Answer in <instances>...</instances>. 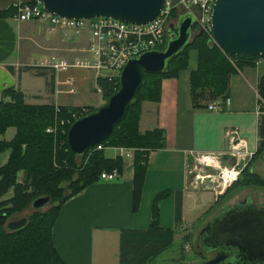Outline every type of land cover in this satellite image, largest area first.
<instances>
[{
  "label": "crops",
  "instance_id": "obj_1",
  "mask_svg": "<svg viewBox=\"0 0 264 264\" xmlns=\"http://www.w3.org/2000/svg\"><path fill=\"white\" fill-rule=\"evenodd\" d=\"M28 1L31 0H0V10ZM180 13H175L173 18ZM85 34L81 43L71 42L65 36L74 35L59 29H48L35 21H16L13 15L0 17V97L2 90L13 88L22 92L24 102L31 104L78 107L85 102L88 97L83 93H80L82 102L75 103L74 99H70L76 89L88 92L84 78L80 76L77 80L79 75L72 71V67H76L73 65L87 55ZM82 42L86 47H82ZM48 61H60L64 66H48ZM195 67L196 51L190 48L186 52V67L178 70L173 77L161 79L159 100L141 102L138 130L161 128L164 144L147 155L136 206L132 204V149L111 146L102 150L107 158L120 157L121 169L116 177L98 178L61 204L51 227V241L63 264H118L120 232L147 227L152 198L160 191L165 190L166 196L157 201L158 226L173 230L172 243L176 235L190 232L185 218L188 212L201 207L196 218L205 216L206 222L227 206L217 207L206 216L214 200L220 197H216L219 192L195 186L188 170L196 154L225 151L227 134L231 129L236 130L246 150L252 151L249 170L264 178V146L258 154H254L259 140L258 119L264 114V99L257 93L258 79L264 73V56L242 63L230 74L225 96L227 101H221L214 108L207 107L211 101L205 107H191L187 76ZM83 70L90 72L91 80L96 82L92 70ZM1 153L0 165L6 161L8 150ZM222 159L223 162L229 160L226 156ZM177 192H180V218L176 222L174 204ZM10 194L9 189L4 197ZM162 207L164 216L160 213ZM156 257L148 264H152Z\"/></svg>",
  "mask_w": 264,
  "mask_h": 264
},
{
  "label": "trees",
  "instance_id": "obj_2",
  "mask_svg": "<svg viewBox=\"0 0 264 264\" xmlns=\"http://www.w3.org/2000/svg\"><path fill=\"white\" fill-rule=\"evenodd\" d=\"M15 6L0 10V17L12 15ZM173 15V13H172ZM163 45L157 49L162 48ZM196 51V67L188 72L187 86L192 108L205 107L210 101L225 98L228 78L242 63L264 54L239 56L223 52L202 31H197L191 41L168 61L160 73H145L137 96L118 121L110 134L96 145L132 149L133 192L132 204L138 201L146 158L151 150L163 147V130L154 127L140 132L138 119L143 101L157 102L160 98L162 78L173 77L186 67V52ZM101 96L105 100L118 86L117 78H96ZM257 93L264 99V73L259 77ZM80 106L54 104H31L23 100L18 89L6 88L0 97V135L12 127L10 139H0V153L8 150L6 161L0 165V264H63L51 241V227L61 204L80 189L95 182L102 171L113 169L120 172V157L107 158L96 145L81 156L71 152L65 134L69 124L76 118L94 110L88 107L81 112ZM54 131L46 132V127ZM259 136L254 154L264 146V114L257 124ZM18 172L21 178L18 179ZM247 185L264 187V180L245 166L238 178L230 182L221 193L226 196L235 188ZM11 194L4 197L8 190ZM47 195L50 205L42 211H32L26 224L14 231L5 230L4 224L15 213L24 209L37 196ZM166 191L154 195L150 206V221L144 230L120 232V261L118 264H148L160 252L172 244L173 230L158 226L157 201ZM180 192L176 193L174 220L180 218ZM188 235L180 239L182 245Z\"/></svg>",
  "mask_w": 264,
  "mask_h": 264
},
{
  "label": "water",
  "instance_id": "obj_3",
  "mask_svg": "<svg viewBox=\"0 0 264 264\" xmlns=\"http://www.w3.org/2000/svg\"><path fill=\"white\" fill-rule=\"evenodd\" d=\"M40 1L46 10L62 17L111 16L130 23L151 20L163 3V0ZM209 21L212 40L223 52L239 56L264 54V0H214ZM194 22L191 12L180 13L174 23H168L162 48L144 51L125 61L116 90L94 110L69 124L65 140L71 152L81 156L110 134L135 100L145 73L163 72L168 61L191 41ZM46 205H50L47 195L29 202L33 211ZM26 221V217L8 219L5 230H17ZM195 246L210 255L189 264H264V205L257 206L244 197L221 208L197 231Z\"/></svg>",
  "mask_w": 264,
  "mask_h": 264
},
{
  "label": "built area",
  "instance_id": "obj_4",
  "mask_svg": "<svg viewBox=\"0 0 264 264\" xmlns=\"http://www.w3.org/2000/svg\"><path fill=\"white\" fill-rule=\"evenodd\" d=\"M214 0H163L158 13L145 23H130L111 16H94L67 18L55 15L46 10L40 0L20 2L15 5L13 17L16 21L39 22L48 29H59L69 35L87 33V55L77 61L78 67L90 69L95 77L117 78L121 67L131 56L157 49L166 41V28L170 18L179 11H189L194 17L197 28L207 34L213 42L210 30V12ZM48 66L58 67L61 62H47ZM223 100L215 99L207 105L214 108ZM81 112L82 109H81ZM46 132H53V127H46ZM96 148H102L96 145ZM243 141L237 136L236 130L231 129L227 134V147L223 152L199 153L193 158L188 170L190 180L195 186L212 188L215 192L223 191L227 184L236 180L240 167L239 159L251 156ZM223 156L231 158L233 163L222 165ZM206 169V170H205ZM116 170L102 171L99 178L113 179Z\"/></svg>",
  "mask_w": 264,
  "mask_h": 264
},
{
  "label": "rangeland",
  "instance_id": "obj_5",
  "mask_svg": "<svg viewBox=\"0 0 264 264\" xmlns=\"http://www.w3.org/2000/svg\"><path fill=\"white\" fill-rule=\"evenodd\" d=\"M15 12H16V8H15L14 13L12 15H15ZM172 18H173V15L171 16L170 21L174 23L175 19L174 18L172 19ZM197 31H199V29L197 28V25L194 22V28L191 32L192 38H193V35ZM206 36H207V34H206ZM65 37H66V39H69V41H71V42H75V41L77 42L78 41L79 43H81V41H84L86 34L84 32H82V34H80V35L77 34V35H74L73 37H70L67 35ZM84 46H85V42H82V47H84ZM84 50H85V48H84ZM81 54L84 55L85 51ZM60 66H64V63L61 62ZM65 66H67V65L65 64ZM73 66H76V67H72V69H73L72 71H75L76 74L79 75V76H77L76 79L77 80L80 79L79 78L80 76L82 78H84L83 83L87 86L88 92L86 94V92H84L82 89L81 90L76 89L75 92L70 95L73 97L70 99H74L73 102H75V103L76 102H82L83 98L80 97V93L81 94L83 93V95H85V97H88V98H86L85 102L80 103V105H78L82 108V111L85 112L88 107L96 108L99 104L104 102V100L101 96L100 88L96 85V82H93V80H91V73L90 72L83 70L85 68L78 67L77 65H73ZM93 78H95V80H96L95 75ZM77 80H76V82H78ZM66 82L70 83V81L68 79H66ZM65 102L69 103L67 101H65ZM12 132H13L12 127L7 128L4 132V134L0 136V139H3L4 137L10 138ZM2 154L3 153H0V156H2ZM263 155H264V150H263ZM228 159H229L228 162H223V159H221L220 163L222 165L229 166L233 163V160L231 158H228ZM250 159H251V156L250 157L244 156L243 158L239 159L240 161L238 162V166L240 167V170L242 168H244L245 166L249 165ZM263 169H264V161H263ZM240 170H239V173H240ZM256 175L264 180V178H262L260 175H258V174H256ZM238 176H239V174H238ZM238 176H237V178H238ZM20 178H21V175L18 176V179H20ZM259 187H261V188H259ZM222 192L223 191H221V193ZM259 192H262V193H259ZM244 197H249L255 203V205H258V206L264 205V187L255 186V185H247V186L242 187V188L233 189V191L229 192L226 196L223 195L221 197V194H220V197L218 198V200H214L213 207L210 208L209 211L207 212V214H205V215L208 216V215L212 214L214 212L213 210H215L217 207L225 206V205H231L232 203L236 202L237 200H241ZM195 203H198V202H195ZM46 207H47V205L45 207L41 208L40 211L42 209H45ZM200 209H201V207L196 209V210L190 211L185 215L186 221L189 223V228H190L189 229L190 232L187 234L188 235L187 236L188 242L187 243L184 242L182 245L179 243L180 242L179 237L182 236V234H185V232L182 230L183 232H181L179 236L176 235L174 237L172 245L170 247H168L166 250L162 251L155 258V261H153L152 264H189V263H193V262H196V261H199L201 259H205V258L209 257V255H210L209 253H205L202 250H198L195 246L196 233L205 223V220H204L205 216H203L202 218H198V219L196 218ZM32 211H33L32 207L27 205L20 212L12 215L9 219H18L20 217H27L28 214ZM160 213H162L163 216L165 215L163 207L161 208Z\"/></svg>",
  "mask_w": 264,
  "mask_h": 264
},
{
  "label": "flooded vegetation",
  "instance_id": "obj_6",
  "mask_svg": "<svg viewBox=\"0 0 264 264\" xmlns=\"http://www.w3.org/2000/svg\"><path fill=\"white\" fill-rule=\"evenodd\" d=\"M237 201H240V200H237ZM237 201H236V202H237ZM234 203H235V202H234ZM234 203H232V204H234ZM232 204H231V205H232Z\"/></svg>",
  "mask_w": 264,
  "mask_h": 264
}]
</instances>
